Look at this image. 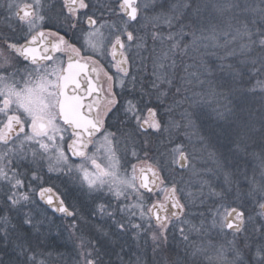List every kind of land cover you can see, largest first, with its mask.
I'll return each instance as SVG.
<instances>
[{
    "label": "snow or ice",
    "instance_id": "obj_1",
    "mask_svg": "<svg viewBox=\"0 0 264 264\" xmlns=\"http://www.w3.org/2000/svg\"><path fill=\"white\" fill-rule=\"evenodd\" d=\"M3 7L0 240L8 241L10 230H16L14 216L39 232L36 196L71 221L62 225L69 237L88 225L53 187L41 186L47 164L48 172L79 181L91 198L90 218L111 222L107 232L102 225H88L105 239L150 234L158 254L167 250L163 246L175 230L184 250L165 264H264V103L258 116L238 113L230 106L232 85L213 83L205 63L206 57L239 53L241 63L264 74V0H149L143 6L140 0H4ZM149 10L155 15L134 27ZM134 52L149 53L139 58L141 65L152 63L151 88L130 71ZM178 57L183 75L165 123L160 105L149 106L144 95L169 97ZM233 82L246 83L242 73H233ZM117 83L131 98L114 91ZM257 83L264 91V80ZM224 87L227 94L218 90ZM173 130L176 139L162 144L163 151L145 138L171 136ZM249 142L261 147L260 171L246 177V190L233 187L231 174L214 186L208 178L213 170L196 167L197 158L207 153L216 170L227 168L228 157L246 152ZM209 199L213 208L207 214L189 211ZM248 203L255 217L246 215ZM229 233L231 240L217 242ZM79 239L74 264H104L100 241ZM17 241L16 260L8 264H37L28 238Z\"/></svg>",
    "mask_w": 264,
    "mask_h": 264
},
{
    "label": "rangeland",
    "instance_id": "obj_2",
    "mask_svg": "<svg viewBox=\"0 0 264 264\" xmlns=\"http://www.w3.org/2000/svg\"><path fill=\"white\" fill-rule=\"evenodd\" d=\"M94 3L102 2V0H93ZM149 2V0H140L141 5ZM162 0H155V3H161ZM178 0H169V3H176ZM0 3H4V0H0ZM5 13V11H3ZM145 19L140 21V24L134 25L136 28H141L145 26L148 22L147 18L155 15V13L151 10L147 11L145 14ZM143 34V33H140ZM148 47L152 48L153 45L151 40L148 41ZM157 52L159 48L157 47ZM147 57L149 55L148 52H141L139 54L133 53L131 68L130 71L133 76H136L138 80L141 81L143 85L147 88H151L152 81V63L149 60H145V63L141 65L140 56ZM218 55H223L220 53ZM236 59L240 62L236 64H231V60ZM244 60L243 56H240L237 53L234 57H229L226 59H219L217 56H211L210 58H205V63L209 69V79L213 81V83L219 84H231L232 85V94L229 96V100L231 101L230 106L239 108L241 101H248L250 104L255 105L257 103H264V91H262L261 86L257 83V81L264 80V74L256 75L255 71H253L249 66H245L241 61ZM224 65V68L219 73L221 67V63ZM178 68L175 75V82H179L178 86L181 83L180 77L183 75L182 65L180 63V58H177ZM229 65L232 67L229 68ZM233 73H242L244 81L246 83H238L233 82ZM131 80V77L128 78V81ZM235 80H239V76L235 77ZM128 90H131V83L127 82ZM141 83L136 85V92L140 93ZM177 86V87H178ZM117 88V93L121 94L122 98H127L128 91L121 88L119 83L115 85ZM168 86L166 85L165 88ZM224 93L229 92V88L224 87L218 89L219 91ZM240 92L242 94H240ZM175 93V84L171 87V92L169 93V97L167 99L161 97L157 99L155 93L152 95L145 94L144 101L149 102V106H157L160 105L159 112L161 117L163 118V122H167L170 117L166 114L167 106L171 103L172 94ZM128 98H131L130 96ZM241 100V101H239ZM237 111V110H236ZM249 112V111H248ZM247 113V112H246ZM214 115V114H213ZM213 117V116H212ZM178 119V116L175 117ZM212 119V118H211ZM180 135H183L181 132ZM150 138L156 147L160 148L163 151L161 145L167 143L169 139H176L175 130L172 131L171 136L168 132H164L162 135L156 137H145ZM249 147L246 152H236L235 155H232V158H228V167L217 169L216 164L212 160L207 157V153L198 157L195 161L196 167L198 169H212L213 171L209 173V177L213 183V185H221L225 181V175L231 174V178L233 180V187L239 186L240 189L246 190V177L251 178L255 173L257 177L259 176L260 171V145L257 143L255 146L252 145V142H249ZM235 148V146H233ZM142 155V153H141ZM74 160V158H73ZM75 163H79V160H74ZM131 163H136L133 159ZM129 171L131 170V164L127 165ZM22 172L25 171V168L20 169ZM43 179L41 181V186H45L47 183L49 185L58 189V191L67 196L70 201V206L77 210L81 217L88 221V225H102L104 231H111L109 225L110 221L107 218L96 217L92 219L89 217V212L93 207L91 203V198L85 195L80 190L79 181L75 178V176H69L66 173H57V172H48L47 164H45L44 172L41 173ZM72 200H71V196ZM37 197H35L36 199ZM37 200V199H36ZM38 201V200H37ZM244 202L243 199L240 201ZM248 209L246 215H253L255 217V213L252 211L253 204H246ZM213 208V202L211 199L206 201V206L199 205L197 202V206L191 208L189 211L193 214L205 213L207 214V210ZM28 209H25L27 211ZM38 210L39 215H35L34 223L42 222L43 227L39 228V232L36 228H31L28 225H25L21 222L20 217L15 216V220L20 223V228L15 230L14 232H10V237L8 241L0 240V260L3 261H15L16 256L14 254V249L17 244V237H27L28 242L31 243L34 249V255L37 264H40L42 261L43 264H74L75 256H76V246L80 243V237H83L84 241L88 240H99L100 244L103 246L101 249L102 259L104 264H135L137 259H139L140 264H165L168 259V254H172V251L169 248H166L167 258L161 260L159 252L158 254H154L153 252V244L149 236H145L141 233L140 236H134L132 232L127 234H117L116 236H112L108 239H105L104 236L100 235L96 231L95 227H90L85 224L80 225V229H82V233H74L72 237H69V232L66 233H58L54 234V230L59 228L57 222L51 217L48 210L43 207L40 201H38ZM47 218V219H46ZM190 218V217H189ZM257 222H259V218H257ZM249 231L251 232V225L248 226ZM179 237V232L175 231ZM215 235V234H214ZM225 239L231 240V234H227L226 236L221 234L217 237V242L222 243ZM255 239V237H253ZM181 248L179 253H182L184 250V245L180 240ZM123 249V250H121ZM179 249V246H178ZM177 249V250H178ZM107 252V254H103ZM178 253V251H177Z\"/></svg>",
    "mask_w": 264,
    "mask_h": 264
},
{
    "label": "flooded vegetation",
    "instance_id": "obj_3",
    "mask_svg": "<svg viewBox=\"0 0 264 264\" xmlns=\"http://www.w3.org/2000/svg\"><path fill=\"white\" fill-rule=\"evenodd\" d=\"M3 5H4V3H0V28H3V17H4V15H5V13L3 12V11H5L4 10V7H3ZM66 38H68V37H66ZM105 63V68L106 69H109L110 70V72H114L115 70L114 69H111V67H110V65L109 64H107L106 62H104ZM176 83V85H175V87L177 86V84H178V82H175ZM114 91L115 92H117V88L116 87H114ZM129 97V96H128ZM128 97L127 98H125V99H128ZM153 136H159V135H153ZM74 160H77V159H75L74 158ZM43 187H53V186H51V185H49V183H47L45 186H43ZM37 191H38V189H37ZM53 191L57 194V195H59V196H61L63 199H64V201H65V204L66 205H68L69 207H70V209L72 208L71 206H70V201H69V199L67 198V196H64V195H62L59 191H58V189L57 188H55V187H53ZM71 196V200H72V196L73 195H70ZM37 197V196H36ZM153 198H155V197H153ZM37 200H38V198H36ZM150 202V201H149ZM42 205H43V207H45L47 210H48V212H49V214L51 215V217L57 222V224L59 225V228H57V229H55L54 231V234H58V233H66L67 232V230H65L63 227H62V225H65V224H69V223H71V221L69 220V219H65L63 216H62V214H60V213H54L53 211H52V209L50 208V207H47L46 205H44L43 203H42ZM18 220H21V219H18ZM42 223V222H41ZM12 224L13 225H16L17 226V228H16V230H18V228H20V223L19 222H17L16 220H15V216L13 217V219H12ZM32 227H30V229H31ZM33 229V228H32ZM78 231H82V229H80V227H79V230ZM10 232H13V231H11L10 230ZM173 236H175L176 238L174 239L173 238ZM178 246H179V249H178ZM165 249L166 248H169V250L170 251H172V254H170L171 256H172V258L173 259H175L176 258V253H177V251L179 252L180 251V248H181V243H180V238L178 237V235H177V233L175 232V230H173L172 232H170L169 233V235H168V240H167V243L163 246ZM178 249V250H177ZM169 254H168V257L170 256ZM160 256H161V260H164V259H166L167 258V253H166V251H163L161 254H160ZM5 264H8V261H6L5 260Z\"/></svg>",
    "mask_w": 264,
    "mask_h": 264
},
{
    "label": "trees",
    "instance_id": "obj_4",
    "mask_svg": "<svg viewBox=\"0 0 264 264\" xmlns=\"http://www.w3.org/2000/svg\"><path fill=\"white\" fill-rule=\"evenodd\" d=\"M238 61L236 60V59H232L231 60V64H236ZM223 64V62L221 63V65H220V67H221V69H220V71H219V73L222 71V69L224 68V65H222ZM240 64V62H238V64L237 65H239ZM244 75V74H243ZM179 83V82H178ZM175 85H176V83H175ZM177 86H178V84H177ZM176 86V87H177ZM224 91H227L226 89H224L223 90V92ZM240 94H242L241 92H240ZM239 101H241V100H239ZM242 103L240 104V106H239V108L238 109H236V107H234V109H236L237 110V112L239 113V112H243L245 115L248 113V111H251L254 115H257L258 116V114H259V111H260V109H261V103H257V104H255V105H252V104H250V102H244V104H243V101H241ZM247 112V113H246ZM212 118V119H211ZM208 121H207V123L209 124V125H212L213 124V122H214V120H215V116L213 115V117H211ZM260 150H261V147H260ZM230 157V156H229ZM228 157V158H229ZM230 158H232V156L230 157Z\"/></svg>",
    "mask_w": 264,
    "mask_h": 264
},
{
    "label": "bare ground",
    "instance_id": "obj_5",
    "mask_svg": "<svg viewBox=\"0 0 264 264\" xmlns=\"http://www.w3.org/2000/svg\"><path fill=\"white\" fill-rule=\"evenodd\" d=\"M150 136L155 137V136H153V135H150ZM75 233L81 234L82 232H81V231H77V232H75Z\"/></svg>",
    "mask_w": 264,
    "mask_h": 264
},
{
    "label": "water",
    "instance_id": "obj_6",
    "mask_svg": "<svg viewBox=\"0 0 264 264\" xmlns=\"http://www.w3.org/2000/svg\"><path fill=\"white\" fill-rule=\"evenodd\" d=\"M55 193V192H54ZM56 194V193H55ZM57 195V194H56ZM38 197V196H37ZM38 199H39V197H38ZM41 203H43L44 205H45V203H44V201H41Z\"/></svg>",
    "mask_w": 264,
    "mask_h": 264
}]
</instances>
